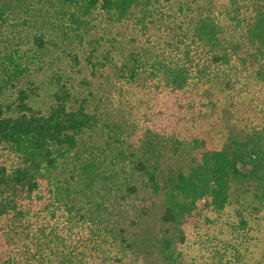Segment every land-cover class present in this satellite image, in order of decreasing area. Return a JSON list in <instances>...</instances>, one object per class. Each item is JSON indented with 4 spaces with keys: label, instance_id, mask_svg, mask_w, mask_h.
<instances>
[{
    "label": "trees",
    "instance_id": "1",
    "mask_svg": "<svg viewBox=\"0 0 264 264\" xmlns=\"http://www.w3.org/2000/svg\"><path fill=\"white\" fill-rule=\"evenodd\" d=\"M162 1L0 0V264H188L187 228L236 186L264 210V0ZM53 56L89 79L41 113L28 101ZM106 71L145 111L81 146ZM255 242L242 264H264V228Z\"/></svg>",
    "mask_w": 264,
    "mask_h": 264
},
{
    "label": "rangeland",
    "instance_id": "2",
    "mask_svg": "<svg viewBox=\"0 0 264 264\" xmlns=\"http://www.w3.org/2000/svg\"><path fill=\"white\" fill-rule=\"evenodd\" d=\"M193 2L191 8H207L211 0H172V8L166 1L161 2L166 13L174 12L176 8L174 2ZM158 32L153 31L144 38V47L156 50L163 43L158 38ZM158 45L157 48H155ZM50 69L43 74H39L34 81V94L28 103L35 111L47 113L52 104L54 93L59 89L60 84L66 81L71 90L80 91L82 84L80 81L89 79L88 71L84 63L74 65L72 62L65 63L56 60L55 56L48 59ZM115 75L110 71L103 72L100 77L92 79L94 104L100 114L97 128L94 131H87L81 138L80 143L87 147H98L105 140V131L101 126L106 122H112L115 126L122 125L123 134H127L132 126L129 120L134 121L141 117L145 111L143 106V91L134 84L122 83L115 79ZM59 80V81H58ZM59 82V84H58ZM71 83V84H70ZM28 87H32L31 84ZM142 91V92H141ZM8 101L6 97L3 98ZM14 97L11 99L13 100ZM129 124V125H128ZM225 130L224 127H222ZM208 218V220H204ZM204 228L197 231V226L190 225L187 228L188 238L193 241L187 244L184 251V259L188 264H223L225 259L236 260L238 263L250 261L255 263L261 258L260 251L263 247L256 243L260 229L264 228V210L258 206L250 195L242 194V187L236 186L230 201L221 213L202 211L199 218ZM245 222V223H244ZM196 231V232H195ZM197 233V234H196ZM261 249V250H260ZM220 259L222 263L219 262Z\"/></svg>",
    "mask_w": 264,
    "mask_h": 264
}]
</instances>
